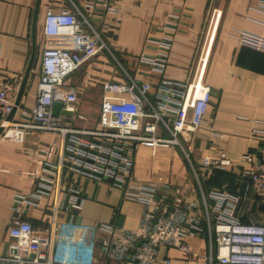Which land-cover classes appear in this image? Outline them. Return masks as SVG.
Here are the masks:
<instances>
[{
	"label": "crops",
	"instance_id": "0c3cea01",
	"mask_svg": "<svg viewBox=\"0 0 264 264\" xmlns=\"http://www.w3.org/2000/svg\"><path fill=\"white\" fill-rule=\"evenodd\" d=\"M73 1L107 46L66 81L78 101L63 125L84 131L99 128L107 82L129 83L130 77L140 86L148 85L149 98L156 102L155 96L164 91L160 88L164 81L188 80L202 48L208 47L214 12L221 14L205 74V83L212 89L211 103L197 132L192 159L199 162L204 155L224 153L235 164L226 170L196 164V177L176 148L153 150L133 144L128 155L135 163L132 182L156 188L157 197L171 207V213L175 206L192 205L193 215L202 218L204 202L210 210L215 203L213 191L243 195L242 174L254 164L240 159L246 153L253 154L254 163L264 158V50L243 44L241 36L249 34L264 41V0H114L116 14L103 12L99 3ZM68 5V0H0V68L24 79L31 66L14 120H25L23 111L37 104L44 49L81 50L93 38L88 33L46 36L47 15ZM170 22H175L176 28L164 29ZM165 36L171 40L165 70L159 73L143 59L158 55V42ZM81 138L100 143L86 135ZM53 144L48 163L39 164L37 148ZM62 144L58 132H33L22 144L0 139V254H6L13 241L9 230L18 210L37 234L47 236L54 231L57 262L130 263L146 239H119L124 232L140 231L152 207L125 199L123 189L110 178L79 168L72 162L78 161L72 158L75 142L67 139ZM61 157L64 163L58 181L56 167ZM43 184H49L50 191H45ZM249 198L237 213L240 221L264 223V207L256 195ZM75 199L79 208L72 206ZM184 245L185 251L160 244L149 258L157 263L167 257L173 264H210L206 233L186 238Z\"/></svg>",
	"mask_w": 264,
	"mask_h": 264
},
{
	"label": "built area",
	"instance_id": "2783aa9c",
	"mask_svg": "<svg viewBox=\"0 0 264 264\" xmlns=\"http://www.w3.org/2000/svg\"><path fill=\"white\" fill-rule=\"evenodd\" d=\"M68 1L66 8L47 15L46 36H77L88 33L93 38L81 50L44 49L37 104L34 108L23 111V121L12 117L19 107L15 110L23 77L11 76L0 68V139L22 144L33 132H58L62 135L63 146L67 139L79 146L72 149V158L78 159L72 162L79 168L88 170L90 174L110 178L123 189L125 199L152 207L145 214L143 221L146 225L140 231L124 232L119 239L120 242L125 239L131 242L146 239L128 264H173L167 257L159 263L149 257L155 254V248L160 244L185 251L186 238L198 237L204 233L210 241V264H264V223L244 224L237 215L243 202L249 201L250 194L256 195L258 203L264 207V158L254 163L253 154H244L240 162L254 164L242 174L245 193L239 196L213 191L215 203L210 210L204 202L202 218L193 215L195 209L192 205L186 208L175 206L171 213V207L157 197L156 188L132 182L135 163L128 154L134 145L147 146L153 150L178 148L196 177V164L202 168L217 170H226L235 164L224 153L217 156L204 155L199 162L192 159L197 132L202 127L211 103L212 89L205 83V74L221 14L214 12L215 24L208 47L202 48L188 80L164 81L160 87L164 91L155 96L156 102L149 98L148 85L140 86L130 77L129 83L107 82L104 84L99 128L84 131L65 127L63 121L66 115L53 116L52 106L55 102H61L63 110L74 113L78 97L74 89H67L66 81L79 68L107 49V46L82 9L73 0ZM87 1L99 3L102 11L107 14L117 13L114 0ZM176 26L175 22H170L164 29L171 30ZM170 40V37H163L158 42L161 50L158 55L151 60L143 59L159 73L165 70ZM241 40L251 48L264 50V41L259 37L243 34ZM83 135L96 138L100 143L97 145L92 140L81 138ZM54 147L55 144L48 148L39 146L35 152V160L41 165L47 164ZM63 163L61 157L60 165L56 167L58 181ZM43 189L50 191L51 187L43 184ZM72 204L75 208L80 206L77 199ZM17 213L9 230L13 241L9 244L7 253L0 254V264H68L57 262L54 258V231L51 235H39L34 231L32 223L22 218L18 210ZM261 217L264 218V214Z\"/></svg>",
	"mask_w": 264,
	"mask_h": 264
},
{
	"label": "water",
	"instance_id": "95a60500",
	"mask_svg": "<svg viewBox=\"0 0 264 264\" xmlns=\"http://www.w3.org/2000/svg\"><path fill=\"white\" fill-rule=\"evenodd\" d=\"M30 70H31V66L28 67V69H27V71L25 73V76H24V79H23V83H22L21 89H20L19 94H18L15 110L17 109V107L20 104V100H21V97L23 95V92H24V89H25V85H26L27 79H28L29 74H30ZM52 114H53V116H59L60 114H62V115H72L73 112L68 111V110H63V104L61 102H55L53 104V106H52ZM0 132H1V129H0Z\"/></svg>",
	"mask_w": 264,
	"mask_h": 264
},
{
	"label": "rangeland",
	"instance_id": "374dc122",
	"mask_svg": "<svg viewBox=\"0 0 264 264\" xmlns=\"http://www.w3.org/2000/svg\"><path fill=\"white\" fill-rule=\"evenodd\" d=\"M169 149H171V148H169ZM169 149H166V150H169ZM177 150H178V152L181 154V156H183V154H182V152L178 149V148H176ZM184 158V157H183ZM185 159V158H184ZM186 160V159H185ZM133 172V171H132Z\"/></svg>",
	"mask_w": 264,
	"mask_h": 264
}]
</instances>
